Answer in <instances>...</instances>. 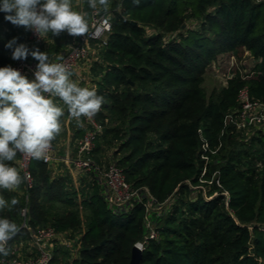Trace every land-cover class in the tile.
I'll list each match as a JSON object with an SVG mask.
<instances>
[{
  "label": "trees",
  "instance_id": "1",
  "mask_svg": "<svg viewBox=\"0 0 264 264\" xmlns=\"http://www.w3.org/2000/svg\"><path fill=\"white\" fill-rule=\"evenodd\" d=\"M101 12L111 31L90 70V88L105 101L95 115L103 130L94 157L108 161L102 156L111 150L133 189L170 203L154 216L157 238L147 241L140 264H264V132L227 121L243 89L264 103V1L109 0ZM4 16L0 67L15 61L7 42L24 40L22 27ZM245 51L255 62L251 73L207 94L206 69ZM19 158L5 163L17 168ZM29 169L28 192L24 183L21 195L0 188L6 200L19 201L0 210L20 228L11 243L28 236L20 215L27 206L30 228L82 235L69 264H129L146 233L142 204L115 214L91 176L76 188L44 160L33 159Z\"/></svg>",
  "mask_w": 264,
  "mask_h": 264
},
{
  "label": "clouds",
  "instance_id": "2",
  "mask_svg": "<svg viewBox=\"0 0 264 264\" xmlns=\"http://www.w3.org/2000/svg\"><path fill=\"white\" fill-rule=\"evenodd\" d=\"M93 12L107 11L109 0H87ZM0 12L14 26L33 31L40 38L48 33L60 36L65 31L78 37L89 31L88 13L73 10L72 0H0ZM11 59L38 61L29 80L11 65L0 67V188L15 190L24 183L18 169L5 161H13L18 153L46 160L52 141L61 132L64 109L55 102L59 98L67 106L69 117L83 126V118L91 120L99 113L104 97L95 88L81 87L71 79L73 73L63 62H52L47 52L29 48L13 38L7 42ZM62 60V57H57ZM19 204L0 195V210ZM19 226L0 217V255L10 254L8 242L19 233Z\"/></svg>",
  "mask_w": 264,
  "mask_h": 264
},
{
  "label": "built area",
  "instance_id": "3",
  "mask_svg": "<svg viewBox=\"0 0 264 264\" xmlns=\"http://www.w3.org/2000/svg\"><path fill=\"white\" fill-rule=\"evenodd\" d=\"M110 31L111 18L109 14L101 11L92 12L88 33L75 37L67 48L62 49L63 51L57 56L62 57V60H57L56 57L51 61L63 62L72 73L78 74L87 67L92 45H96L100 51L106 45ZM27 34L32 46L38 47L40 51L44 49L45 36L40 38L31 30H27ZM232 56L234 58V55ZM37 63L38 61L29 56L27 60H15L11 66L19 70L29 80H32L34 79L33 72ZM234 77V74L229 75L225 83L227 84ZM238 103L240 107L229 114L227 121L233 123L237 129L244 131L246 129L261 130L264 132V103L251 99L247 89L240 91ZM84 124V134L75 143V156L55 155L52 142L47 152V159L44 161L48 162L50 167L58 162L65 164L68 168L72 167V172L76 171L77 176H91L100 187L101 195L109 209L115 214H127L134 205L142 204L146 208L144 220L146 233L143 240L136 242L134 246L143 251L147 241L157 238L154 216L163 215L170 203L161 204L157 202L146 189H133L113 158L108 161H97L94 157V149L103 127L95 119V116L91 120L84 118ZM32 160V158L20 154L17 162V169L21 176L25 178L26 192L33 186V176L29 169ZM75 181L78 182L77 179ZM23 196L27 203V193ZM27 213L28 208L25 206L22 208L20 215L23 219L21 227L28 232L27 238H19L14 243H11L10 240L8 242L10 254L7 257L0 255V264H51L55 257V250H58L59 247H64V250L73 252V259L78 257L81 234H73L71 231L60 233L49 226L32 229L27 224ZM262 229L264 231V227ZM71 247H73L72 250Z\"/></svg>",
  "mask_w": 264,
  "mask_h": 264
},
{
  "label": "rangeland",
  "instance_id": "4",
  "mask_svg": "<svg viewBox=\"0 0 264 264\" xmlns=\"http://www.w3.org/2000/svg\"><path fill=\"white\" fill-rule=\"evenodd\" d=\"M72 6H73V10L75 11L87 12L88 21L90 20L91 13L93 12V10L92 9H89L88 11L86 10L85 0H72ZM22 30L24 32L23 43L28 45L30 49L33 48L34 46H32V43L30 42L28 38L27 30L24 27H22ZM44 36H45V43H44V49L42 50L43 52L48 53L50 60H53L54 58H56L63 51L62 49L67 48L68 45L75 38L73 36L68 35L66 31L58 37L53 36L51 33H48ZM98 52H99L98 47L96 45H92L91 51L88 57L89 62L87 63V67L83 71L79 72L78 74L74 73L71 77V79L76 81L81 87L90 88V86L92 85V77H91L90 70H91V66L94 63V61L99 59ZM254 65H255L254 59L248 51L242 52L240 53V56L238 57L234 56V58L231 54H225V55L219 56L218 59L206 69V72L204 75L203 85L206 89L207 94H210L214 89H219L225 86L226 85L225 82L228 79L229 75L231 74L246 76L247 74L251 73L252 69L254 68ZM81 119L83 120V123H84V118L82 117ZM252 132L253 130L251 129L245 130V133L251 134ZM65 134H66V131H65ZM95 147H96V144H95ZM53 149H54L55 155L65 156V157L70 156V155H67V152L69 149L66 148V146L53 145ZM102 157L105 158V160H110L112 158V151L111 150L105 151ZM63 165H64L63 169L66 172L73 170L72 167L66 168V165L65 164ZM52 171H54V169ZM56 171L57 170L53 172L55 176L58 174V173H55ZM78 177H79L78 182L80 185V179L82 177L84 178L85 176L80 175ZM87 177L89 178V176ZM89 181H91L90 178H89ZM12 191L16 192V194L21 195V192L19 191L18 188ZM84 214L85 212H84V209L82 208V215ZM72 248L73 247H71V250ZM56 251L59 252V254L57 255L58 258H56V261L52 262L51 264H69V262L73 260L74 253L71 251L64 250V247H59L58 250H55V252Z\"/></svg>",
  "mask_w": 264,
  "mask_h": 264
},
{
  "label": "crops",
  "instance_id": "5",
  "mask_svg": "<svg viewBox=\"0 0 264 264\" xmlns=\"http://www.w3.org/2000/svg\"><path fill=\"white\" fill-rule=\"evenodd\" d=\"M54 99H55V102L58 104V106H60L64 109L65 115L61 118V132L52 141L53 145H55V146H66V148L69 149L67 152V155L75 156L76 155L75 143H76V140L84 134V131H85L84 123H83V126H81L75 119L70 118L69 114H68L67 106L64 105L62 103V101L59 100V98H54ZM65 131H66V134H65ZM64 136H66V137H64ZM63 167H64V165L62 163L58 162L57 164H54V166L51 168H53L54 171L57 170L55 172V173H58L56 176H58V175L59 176H66V175L70 176V178L73 180L74 186L76 188H78L79 182L75 181L76 179H77V181L79 179V177L77 176V173L74 171L72 172V170H70L69 172H66L63 169ZM66 168H68V167L66 166ZM54 171H52V172H54ZM53 175H55V174H53Z\"/></svg>",
  "mask_w": 264,
  "mask_h": 264
},
{
  "label": "water",
  "instance_id": "6",
  "mask_svg": "<svg viewBox=\"0 0 264 264\" xmlns=\"http://www.w3.org/2000/svg\"><path fill=\"white\" fill-rule=\"evenodd\" d=\"M141 257L142 251H140L137 247L133 246L131 250V258L129 264H140Z\"/></svg>",
  "mask_w": 264,
  "mask_h": 264
}]
</instances>
